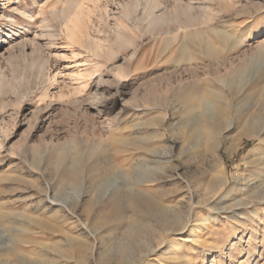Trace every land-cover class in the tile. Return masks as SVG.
<instances>
[{
	"label": "rangeland",
	"instance_id": "rangeland-1",
	"mask_svg": "<svg viewBox=\"0 0 264 264\" xmlns=\"http://www.w3.org/2000/svg\"><path fill=\"white\" fill-rule=\"evenodd\" d=\"M77 1L89 8L88 35L69 40L60 22L61 12L73 7L72 0H0V203L10 195L15 201L3 208L11 212L9 216L0 214V246L5 240L11 248H16L17 239L29 241L27 259L40 264L57 258L56 249H69L72 264H83L85 259L89 264H264V215L232 218L217 212L242 201L243 188L254 181L248 161L256 158L263 145L248 158L256 140L242 138L229 151L226 142L231 132H221L206 117L236 104L227 95L228 86L241 101L253 95L249 92L258 85L259 90L264 88V0H158L159 11H170L175 19L145 32L138 8L122 46L117 31L128 25L120 18L126 2L133 0H100L99 7L89 0ZM20 11L31 18H23ZM191 23L198 25L184 27ZM194 29L198 37L188 35ZM40 59L48 62L50 82L37 69L28 68ZM239 68L244 79L233 80ZM198 129L204 135L213 130L221 143L210 173L204 172L203 158L211 159V153L195 146ZM61 149H66V157L58 165ZM95 158L98 168L88 171ZM107 160L112 170L104 179L109 173ZM144 164L165 170L174 164L182 177L177 180L182 187L179 195L169 180L151 202L186 209L187 204L180 201L184 195L185 203L197 204L194 212L201 230L195 228L189 238V229L172 237L177 243L172 260H160L168 252V243L140 259L146 246L154 245L152 238L122 228L112 230L119 238L112 245L115 248L106 251L105 232L93 221L98 215L84 205L93 180L100 181V189L112 190L138 180L137 169ZM58 166L77 169L76 184L58 186L54 173ZM212 175L229 181L210 197L215 206L206 207L201 204L202 187ZM150 187L145 184L140 189ZM79 194L75 216L67 219L55 213L50 200L75 202ZM251 217L262 224L249 240L245 227ZM40 221L49 227H39ZM127 222L125 217L115 223ZM85 240L90 245L94 242L88 256L79 249ZM101 244L103 248L95 251ZM249 246L252 256L246 263ZM15 262L11 252L0 258V264Z\"/></svg>",
	"mask_w": 264,
	"mask_h": 264
},
{
	"label": "bare ground",
	"instance_id": "bare-ground-1",
	"mask_svg": "<svg viewBox=\"0 0 264 264\" xmlns=\"http://www.w3.org/2000/svg\"><path fill=\"white\" fill-rule=\"evenodd\" d=\"M89 1H91L94 5L95 4L97 5L100 0H89ZM72 2H73V7H70L69 9L67 8L61 12V22H60L61 28L63 29L64 33L66 34L67 38H69V40H71L72 38L75 39V37L78 35H81L82 37H84L86 34L88 35V33H85V31L87 30L86 27L88 25L87 18L89 17L88 15L89 8L87 9L86 8L87 6L84 7L82 3H80L81 1L79 2L77 0H72ZM125 5H126L125 14L122 15L120 20L124 21L125 25H128V28L126 27L124 29H119L117 31V42L120 46L126 43V36H127L126 30H131L130 25H133L131 24V18L134 16L138 8L140 9L139 19L141 20L142 25H144L143 29L145 32L146 31L149 32L153 30L155 26L159 28L158 25H169L175 19L170 11H162V12L159 11L161 6L158 0H133V1H127ZM97 7L99 6L97 5ZM14 10L19 11L17 8H13V11ZM184 11H180V13L185 14ZM20 14L22 15L23 18L25 17L31 18V15L27 14L25 11H20ZM186 25L187 26H184L185 28L198 24L191 23ZM244 25L246 27L251 26L249 23H245ZM195 30L196 29H194L193 32L188 33V35L198 37L200 33L199 31H195ZM164 33H170V31H166ZM217 36L219 38H222V36L224 35L223 33L219 32L217 33ZM24 41L25 38L21 39L20 40L21 44L24 43ZM14 44L15 43H12L11 45ZM97 48L99 49L101 47L99 46ZM28 68L37 69L38 75L41 76L42 74V76H45L46 77L45 80L47 82H50L53 78V75H51L48 70L49 66L46 60L42 59L37 63L34 62L32 65L28 66ZM45 72L46 74H44ZM241 72H242L241 68L237 69L234 72L236 74L235 76H233L234 78L233 80H235V78H238L239 80L243 78V74ZM262 80L264 81V77H262ZM256 82H254V84L255 83L256 85L259 84L258 79H256ZM257 88H258L257 90L253 89L251 90V92H249L250 94L253 95L247 98L248 100L243 99L244 101H241L242 99L238 100L236 96V92L233 90V87L228 86V89L226 90L228 91L227 95H230L234 100H237L236 104L233 105L232 108L224 107L222 109H218L213 113H210L209 115H206L207 119L213 121L214 122L213 125H216L219 128L218 130H220L223 133H229V134L231 132L228 141L226 142L227 150L229 151L232 150L234 146V142L237 139H240L241 141L242 138H247V139L254 138L256 140V143L254 144V146L250 148V150L246 155L249 158V156L255 154V152L258 149V145H263L262 150L258 152L259 154L258 153L255 154L256 158L250 159L248 161V165L250 166L254 181L251 186L247 188L246 187L243 188L242 190L243 195L241 196L242 201L241 202L237 201L230 207H225V208L223 207L217 209V212L220 213L219 215L227 214L224 217L234 218L237 215L242 216L243 214L250 213L255 218L260 219V215H264V88L260 87L261 89L259 90V85ZM217 96L220 97L219 95ZM205 132L206 135H204L203 130L198 129L196 131V135L194 138H195V146H198L202 152L207 153V151H209L211 153L212 156L211 159L207 157L203 158L205 165L204 172L210 173L216 167L214 163L218 161V158L216 156V149L221 143L220 140L218 141V139H216L213 130L208 129ZM122 145L125 146L124 143H122ZM65 157H66V149H61L60 156L56 157V163L60 165ZM168 160L170 159L167 158L166 161ZM97 162H98L97 158L93 159L92 163L88 168V171L92 172L93 170L98 168ZM56 169L57 170H55L54 173L57 177L58 186L63 187L68 184L69 185L76 184L78 180L77 178L80 175V172L77 169L68 171L66 168H61L59 166ZM109 170H112V165H111V161L107 160L105 164V171L107 172ZM110 172L111 171H109V173L108 172L105 173L104 179L110 175ZM137 172L140 176L138 180H132L129 181V183L124 182L123 185L113 188L112 190L100 189L97 186V184L100 181L93 180L94 183H92V192L85 200L84 205L87 207L89 211H91V213L92 212L94 213V216L98 215V217H96L98 220L94 219L93 221L96 224H100L102 226L103 231L105 232V237L102 244L104 245L106 244L109 247L106 248V251L108 250L112 251V249L115 248V246L113 247L112 245H114L117 239L119 238V236H115V234H113L112 230L117 228H122L125 229L124 231L126 232L127 231L136 232L139 235L145 234L146 237L150 236L152 238L154 245L152 244L147 245L146 248L143 250L144 253L140 257V259H145L149 255L156 253L155 252L156 246L158 245L163 246L165 243H168V247H169V249L167 250L168 252L165 251L166 253H162L160 260H162V262L164 260H172L174 259L173 254L174 252H176L175 249L177 248L176 246L177 243L173 241L172 237L178 235L179 233H182L186 229H189V233L187 234V237L189 238L195 228L201 230L200 218H198L197 216L195 217V212H194V208H196L197 204L192 206L189 205L188 203H185L186 201L185 199H183L184 195L181 196L183 200L181 199L180 201L182 203L184 202V204H187V206L185 205L186 209L176 206L175 207L167 206L163 204L160 200L157 201L156 203L151 202L154 199V197L158 195L159 189H161V185L165 181H169V180L172 181L174 184L173 189H175L176 193L179 195V191L181 190L182 187L179 185L178 183L179 181L177 180L182 181V177L180 176V174L177 173V169L174 164L166 167V170L160 169L155 165L144 164L143 166L141 165L137 169ZM228 181L229 179L226 176L212 175V178L209 180V182L205 183L206 185L204 184L202 187L204 192L201 195L202 196L201 204L205 205L206 207L215 206L214 203L210 202V197L219 193ZM145 184H149L153 186V188L150 187L151 189L142 191L140 189V186ZM136 186H138L137 191L136 189H134V187ZM10 196L4 202L0 203V214L2 217H6L11 214L9 210H3L4 206H6L11 202H15L14 199H11L12 197ZM45 197L46 199H49L47 191L45 192ZM80 197L81 194L77 196V201L75 202L71 200H61V199L53 198V200H50V203L55 205L54 207L55 213L59 214L61 218L69 219V217H67L68 215L70 217L75 216V207L80 201ZM125 202L127 203V208H124ZM236 210H241V211L236 213ZM125 217L129 218V222H127L126 224L120 223L118 225L117 223H115L120 218H125ZM250 221L251 224L246 225L247 227H245V231H247L249 234V238H248L249 240L256 235L257 229L259 228L258 225L262 224L259 222L258 223L253 222L252 217ZM110 223L111 225H108ZM37 225L39 227H49V224L46 221H40L37 223ZM81 225L86 226V224L83 222ZM261 226H263L262 229L264 231V223ZM235 230H236L235 228L232 229V231ZM124 231L120 232V235H122ZM239 241L240 238L238 239L237 243H239ZM15 243L17 244L16 248H11L9 242H6V240L2 241L0 246V258L3 257L4 255H7L8 252H11L15 255L16 264H40L39 262L28 261L27 259L28 255L25 249L26 246L25 244L29 243V241L20 238L17 239ZM102 244L96 245L95 251L98 248H103ZM89 246H91V248H89ZM79 249L81 250L82 253H85V255L83 254V256L86 255L88 256L94 250V242L90 245V243L85 240L84 242H82ZM235 250L236 248L234 249V251ZM221 251H219V255L221 254ZM207 252L208 250L205 249L204 247L202 253L206 254ZM56 253H57L56 256L57 258L51 260L49 258L45 261V263L72 264L73 255L69 249L64 251H61V249H56ZM245 253H246V258L243 261L247 263L252 256L251 255L252 252L250 251V246L249 248L247 247V249H245ZM233 255L234 254H231V256ZM111 261L112 260H110V262ZM41 262L43 261L41 260ZM159 262L162 263L161 261ZM83 264H89V263L85 259V261H83ZM152 264H156V263H152Z\"/></svg>",
	"mask_w": 264,
	"mask_h": 264
}]
</instances>
